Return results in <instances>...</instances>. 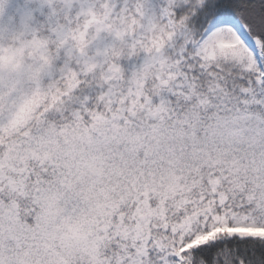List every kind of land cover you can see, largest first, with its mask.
Here are the masks:
<instances>
[{"label": "snow or ice", "instance_id": "snow-or-ice-1", "mask_svg": "<svg viewBox=\"0 0 264 264\" xmlns=\"http://www.w3.org/2000/svg\"><path fill=\"white\" fill-rule=\"evenodd\" d=\"M0 264H264V0H0Z\"/></svg>", "mask_w": 264, "mask_h": 264}]
</instances>
